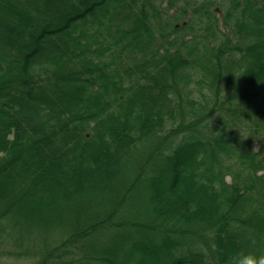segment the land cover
Listing matches in <instances>:
<instances>
[{"label":"trees","instance_id":"trees-1","mask_svg":"<svg viewBox=\"0 0 264 264\" xmlns=\"http://www.w3.org/2000/svg\"><path fill=\"white\" fill-rule=\"evenodd\" d=\"M132 163L105 210L34 202L89 203ZM249 251L264 253V0H0V264Z\"/></svg>","mask_w":264,"mask_h":264},{"label":"rangeland","instance_id":"rangeland-1","mask_svg":"<svg viewBox=\"0 0 264 264\" xmlns=\"http://www.w3.org/2000/svg\"><path fill=\"white\" fill-rule=\"evenodd\" d=\"M133 164V163H132ZM165 164H162V166H164ZM137 174V169H136V165H132L131 168H127L126 165L125 166H120V170L117 171L115 176L109 177V180L105 179V183L104 186L97 191L96 195L94 198H91V202H85L84 196H74L72 198H69L67 200H63V199H54V201L50 200L48 197V195H46L44 192H38L37 191V195L35 194V199L34 202L36 201H40L43 202V204L46 203V205H51L53 204V206L57 207L59 209V213L60 215H65V216H73L75 213H80L83 212L82 215L84 214H90L91 211H95L96 208L94 207H99V209H106L107 208V203L109 202H116L118 200H120L121 198H123V196L125 195V193L127 192V185L128 183L132 180V178ZM13 175V174H12ZM139 191V190H138ZM140 191L142 192V197L143 199H145V195H144V187H142L140 189ZM139 198L138 194H135L134 197L135 198ZM52 201V202H51ZM98 202V203H96ZM98 204V205H96ZM44 206L42 208V212L45 215H53L55 213L53 212H57V209L55 208H50L49 206ZM96 205V206H94ZM93 206V208H91ZM91 208V210H90ZM46 210H50L46 212ZM142 212V210H141ZM143 213V212H142ZM146 218V215H144ZM143 218V219H145ZM139 219V218H138ZM8 264H29L28 260H11L9 259Z\"/></svg>","mask_w":264,"mask_h":264},{"label":"clouds","instance_id":"clouds-1","mask_svg":"<svg viewBox=\"0 0 264 264\" xmlns=\"http://www.w3.org/2000/svg\"><path fill=\"white\" fill-rule=\"evenodd\" d=\"M230 264H264V253L238 252L232 256Z\"/></svg>","mask_w":264,"mask_h":264}]
</instances>
